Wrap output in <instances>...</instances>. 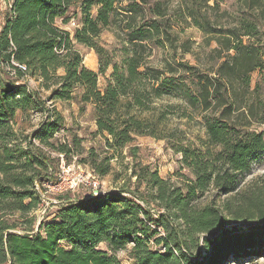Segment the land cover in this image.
<instances>
[{
    "label": "trees",
    "instance_id": "obj_1",
    "mask_svg": "<svg viewBox=\"0 0 264 264\" xmlns=\"http://www.w3.org/2000/svg\"><path fill=\"white\" fill-rule=\"evenodd\" d=\"M0 3L5 9L0 25V264H124L117 257L120 250H129L133 264H228L231 257L238 263L263 253L264 189L242 184L264 156V132L241 128L232 120L236 113L245 115L240 91H250L252 75L264 70V53L243 41V36L256 34L251 22L244 24L245 35L231 33L218 40L233 54H228L230 60L221 64L216 77L196 75V68L181 65L184 77H192L191 88L184 81L177 85L172 81L175 70L170 64L164 71L146 62L148 43L162 35L160 22L146 20L148 12L162 16L160 9L149 8L148 0ZM72 19L77 22L73 32L64 29ZM107 28L123 33L130 44L120 65L114 54L97 44ZM76 44L98 54V73L85 66ZM16 63L28 72H21ZM109 70L101 88L99 76ZM28 76L38 81L39 89L29 85ZM173 91L202 114L223 109L218 117L204 115L205 141L186 145V140L162 129L166 116H157L154 104L174 97ZM77 95L83 104L93 106L97 135L102 136L106 153H112L100 160L93 150L80 162L99 177L106 176L112 171L111 161L127 150L135 161L130 170L137 190L66 200L54 220H44L36 232L21 234L14 214L35 209L41 200L36 185L49 179L34 168L51 166L50 157L40 149L34 152L28 138L68 162L73 154L81 156L76 141L75 146L51 142L64 130L65 120L46 107L48 102H70ZM248 109L254 116L251 106ZM26 113L48 115L39 131L22 139L15 124L19 114ZM145 136L168 141L191 177L181 175V182L174 184L160 178L158 171L139 167L131 146ZM144 185L150 195L140 192ZM209 195L212 200L205 204ZM221 197L225 200L217 207ZM145 204L155 205L157 213ZM241 221L249 228L227 227Z\"/></svg>",
    "mask_w": 264,
    "mask_h": 264
},
{
    "label": "rangeland",
    "instance_id": "obj_2",
    "mask_svg": "<svg viewBox=\"0 0 264 264\" xmlns=\"http://www.w3.org/2000/svg\"><path fill=\"white\" fill-rule=\"evenodd\" d=\"M148 2L149 8L155 11L160 9L162 12V16L156 17L149 12L146 16L147 21L154 20L161 23L162 35L157 36L155 42L148 43L147 53L144 54L147 56L146 62L150 67L164 71L167 70L166 65L170 64L175 70L172 71V81L176 85L180 81H184L183 83L191 88L194 86L192 77L188 79L184 77V68L181 65L196 68L194 70L196 75L203 76L204 74L216 77L215 74L221 64L230 60L228 54H233V52L228 53L223 50L218 40L231 37V33H234V37L245 35L247 29L244 24L246 21L254 25L256 34L243 36L244 43L256 46L261 50V53H264V0H148ZM4 10V5L0 3V25ZM76 23V20L72 19L68 26H64V29L73 32L77 27ZM126 39L123 33L119 35L114 30L107 28L98 36L97 44L111 55L114 54L116 62L120 65L125 48L130 47ZM158 40L162 43H159ZM75 48L82 54L85 66L98 73L100 69L98 54L93 49L79 44H76ZM111 72L109 70L107 75L99 76L98 83L101 88L106 86V78L110 77ZM26 78L33 89H39L36 79L30 76ZM252 79L250 91H240V103L244 106L245 115L236 113L232 120L236 121L241 128L264 132V70L253 74ZM42 96L47 98L49 93L42 92ZM173 96L163 98L154 104L157 116L160 114L166 116L162 129H165L169 136L186 140V145H189L190 142L199 144V140L205 141L204 115L218 117L223 109L211 110L202 114L178 97L175 91H173ZM249 106L254 110V116L250 115ZM46 107L51 111L56 110L65 120L64 130L58 133L55 140L51 142L74 146L77 142L80 144L79 149L82 151V155L73 154L68 162L61 154L40 144L37 139L28 138V141H32L34 145L32 147L34 152L40 149L46 157H50L51 166L49 168H34L49 179L45 180L42 185L41 183L36 185L35 189L41 196L37 207L26 214H14L13 219L18 220L19 224L16 231L21 234L31 229L36 232L41 222L54 220L59 207L66 200L102 193H117L124 188L131 191L137 190L136 179L131 177L132 171L130 170L135 161L133 157L129 156L127 150L111 161L112 171L106 176L99 177L91 171L88 165L80 162L82 159H86L88 152L93 150L99 154L100 160L112 154L106 153V144L102 136L97 135L95 113L91 104H83L77 95L75 100L70 102L57 101L54 104L48 102ZM47 115V113L19 114L15 129L19 131L22 139L31 137L39 131L41 123L47 120ZM131 147L136 152L135 159L138 166L158 171L160 178L169 179L174 184H179L182 179L181 175L191 177L189 171L181 168V155L173 152L168 141L156 140L149 136L137 137ZM251 185L264 189V156L254 164L252 172L243 179V187ZM140 192L146 195L151 194L149 187L145 185ZM211 198L212 195L206 197L205 204L210 202ZM224 200L225 198L222 197L218 199L217 207H220ZM145 206L148 205L145 204ZM148 208L155 214L158 211L153 204ZM230 225L244 229L249 228V223L246 221ZM101 249L106 250L107 248L101 245ZM201 250L203 254L204 250L198 249L200 252ZM117 257L124 264H133L129 257V250H120ZM228 264H264V251L259 256H253L250 260H242L238 263L231 257Z\"/></svg>",
    "mask_w": 264,
    "mask_h": 264
},
{
    "label": "built area",
    "instance_id": "obj_3",
    "mask_svg": "<svg viewBox=\"0 0 264 264\" xmlns=\"http://www.w3.org/2000/svg\"><path fill=\"white\" fill-rule=\"evenodd\" d=\"M15 66L23 73L28 72L26 66H23L17 63L15 64Z\"/></svg>",
    "mask_w": 264,
    "mask_h": 264
},
{
    "label": "water",
    "instance_id": "obj_4",
    "mask_svg": "<svg viewBox=\"0 0 264 264\" xmlns=\"http://www.w3.org/2000/svg\"><path fill=\"white\" fill-rule=\"evenodd\" d=\"M98 195H99V194H98ZM229 226H230V227H237L236 225L234 226V225H230V224H229L227 227H229ZM200 253L202 254V250H201Z\"/></svg>",
    "mask_w": 264,
    "mask_h": 264
}]
</instances>
